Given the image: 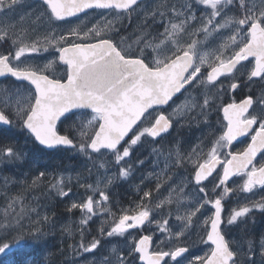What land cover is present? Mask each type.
Listing matches in <instances>:
<instances>
[{
    "label": "snow or ice",
    "instance_id": "1",
    "mask_svg": "<svg viewBox=\"0 0 264 264\" xmlns=\"http://www.w3.org/2000/svg\"><path fill=\"white\" fill-rule=\"evenodd\" d=\"M41 4L45 7L48 20L54 23L66 21L87 10L127 14L136 10L139 0H41ZM22 6L23 0H0V42L9 45L6 54H0V77L10 76L32 87L22 104L18 99L21 95L19 90L8 100L0 101V136L16 138L18 133L13 130L15 120L20 134L27 133V139L34 145L49 149L69 147L89 159L110 154L118 174L123 177L131 174L130 157L135 146L149 139L158 143L159 140L155 138L162 139V134L171 129L173 120L163 108L174 96L195 90L198 96L189 95L183 107L174 110L175 114L187 115L195 108L204 113L214 106L210 101L212 89L222 95L225 91H235L240 87L239 83L232 82L240 69L248 68L244 75L249 81L254 78L264 80V0H259V4L252 0H193L192 5H181L179 12L173 8L175 21L170 19L165 24L161 19L163 31L156 36L149 33L139 39L138 54L131 53L122 41L108 35L109 32L119 34V29L111 23L99 28L94 26L87 31L70 28L66 35L58 37L54 30L41 36L34 35L36 24L30 23L29 28H23L6 19L9 13H15ZM194 6H198L199 14L192 11ZM234 11L238 14L229 15ZM156 15L163 18L164 12L153 13L154 17ZM36 21L40 23L41 18L37 16ZM73 36L80 42L69 39ZM201 36L203 40L197 39ZM221 36L226 37L224 43L218 44L212 51H202L209 37L215 41ZM49 47L58 56L56 62H62L65 66L62 78L41 74L40 67L32 63L33 54L46 52ZM146 51L147 55L144 54ZM45 67H51V62ZM225 80H229L227 88L224 87ZM216 99H219V95ZM13 100L16 101L15 107ZM78 110H90L86 112L90 118L75 128H58V124L62 125ZM157 112L159 114L154 115ZM222 112L226 122L222 134L203 154V162L184 161L183 158L173 162V166L193 163V180L198 186L197 193L202 195L195 203L184 205L192 211L176 217L182 221L177 232L172 233L166 227L168 219H163L160 231L168 233L167 239L178 240L192 229V217L196 213L204 217L205 212H211L204 219V236L201 237L208 251L203 256H196L190 264H256L251 258L254 255L252 242L249 241L247 249L240 244L231 245L222 226L233 225L238 220L246 223L248 214L254 208L264 210V203L244 204L233 209L225 220L224 197L216 190L232 192L228 182L233 177L242 178V184L238 185L242 192L264 189V155L261 161H257L258 153L264 154V97L254 100L251 95L246 96L239 103L234 101L223 105ZM249 133L252 135L247 147L239 152H224L221 158L224 149ZM29 163H35V159L34 154L26 148L12 143L0 146V164L22 167ZM218 168L220 171H217ZM44 175L39 172L38 179ZM204 181H208V184H204ZM209 184L212 187L206 191ZM53 187L61 197L68 196L71 191H64L62 179ZM168 187L171 188V185ZM87 189L100 199L94 201L93 195H88L80 203H72L71 208L81 210L84 216L82 225L100 211H108L109 196L98 185H87ZM150 195V192L144 193L145 197ZM19 199L13 197L7 205L10 211H6L3 220H0V254L7 256L12 253L13 247L17 250L30 248L43 254L49 242L41 226L30 229L28 237L20 232L26 228L30 213L24 208L16 211L13 205ZM173 202L181 204L179 199L173 201L169 198L166 201L168 204ZM163 203L157 204L156 208H161ZM201 209H205V212ZM130 211L133 214L125 210L118 217L114 226L106 232L107 237L130 235V229L139 228L146 222L152 223L155 219L152 209L143 206V201ZM47 219L45 216L44 220ZM14 233H20V238L15 239L12 245L4 242V234L11 236ZM104 234L101 229V235ZM163 243L160 241V244ZM100 246L101 240L95 238L86 245L81 230L78 247L83 252H93ZM259 247L261 255H264V241ZM132 252L138 254L143 264H183L188 248L173 245L165 251L159 245L154 247L152 235H143L133 242L129 255ZM104 264H113V261L105 258ZM116 264L131 262L126 261L124 253L120 252Z\"/></svg>",
    "mask_w": 264,
    "mask_h": 264
},
{
    "label": "rangeland",
    "instance_id": "2",
    "mask_svg": "<svg viewBox=\"0 0 264 264\" xmlns=\"http://www.w3.org/2000/svg\"><path fill=\"white\" fill-rule=\"evenodd\" d=\"M190 4H193V0H190ZM181 5H186L184 0H157L155 3L148 0L147 3L140 6L134 13L125 14V16L122 14L117 15L109 11L101 13L91 12L77 19H70L65 22L56 21L53 23L48 20L45 7L42 6L41 2L23 0V6L18 8L15 13H9L6 19L23 28H29L30 23L36 24V31L33 34L37 36H41L49 30H54L58 37L61 34L66 35L70 28H78L87 31L94 26L99 28L108 23L118 28L120 34L121 26L125 23V19L133 18L136 20L138 17L139 19L146 20V18L152 17L153 13L157 12V8L159 12H164V15L169 16L168 20L173 18L175 21V17L172 15V9L175 8L176 11L179 12ZM196 9L197 7H192L193 12ZM22 16L24 17L23 20L20 19ZM37 16L41 18L40 23L36 21ZM112 34L116 33H108V35ZM202 38V36L197 37V39L200 40H203ZM69 39L80 42L77 41L74 36L69 37ZM7 45L8 44L0 42V47ZM212 46L213 44L208 40L206 42V47L202 49V51H212L216 48V46ZM33 56L34 59L32 63L40 67L42 70L41 74H47L51 78H62L64 76L65 67L62 66L60 62H56L58 61V56L53 48L49 47L46 52L41 51L38 54H33ZM50 62L51 67L46 68L45 66ZM30 89L31 87L25 83L17 85H15V82L9 84L8 82L0 83V101L8 100L10 95L19 90L21 95L18 99L22 104ZM12 103L15 107L16 101L13 100ZM183 105L184 102L182 105H176L174 110L178 107H183ZM174 110L172 113L178 129L175 131L177 134L173 135V139H175L177 135L180 136L178 142L174 141L173 143V146L177 148L178 152V157L175 161L183 158L184 161L191 159V161L196 162L198 160V154L201 153V149L198 145L190 141V139L180 135L179 131L194 117L195 114H193V112L197 111L198 108L188 112L187 115L180 116L176 115ZM88 118L90 117L86 112L77 113L60 126H63L65 130L75 128L79 123L86 122ZM17 125L18 122L14 120V127L17 128ZM3 142V139H0V143ZM147 143L148 141H145L142 145H137L133 149V154L130 157L131 174L128 177H123L118 174L117 166L114 164V158L108 153H105L103 156L96 155L93 156L92 159H89L83 153L75 149L73 159L69 161L66 154L63 153V151H65L64 149L59 148V150L54 151L53 153H56L55 156L57 160L61 157H64V160L60 162V165L55 164L57 167L54 166V172L49 176L51 179L59 177L56 184L62 179L64 191L71 190L68 196L61 197L57 195L54 187L50 188L51 191L55 192L53 196L58 198V200H55L56 202L46 200L47 202L45 201L44 203L43 198L50 196L51 191L49 193L42 191V177L38 179V173L40 172L39 167L36 165H25L28 169L27 171L3 182V190L0 191V220L3 219L6 211H10L7 205L13 197H20L13 207L16 208L20 201L27 203L29 200L34 210L30 212L32 223L29 222V225H33L34 227L37 225L41 226L46 237L53 238V243L50 245L48 244V248L44 252L48 257L53 250L51 247H56L57 244L63 246L68 239L69 243L67 250L69 253L67 255L69 257L64 258V260L59 259L62 262L61 264H104L105 258L111 259L113 264H116V257L120 252L124 253L126 261L131 262V264H139L138 254L132 252L131 255H129V252L133 242L142 236L140 231L134 229V231H129L130 235L126 233L123 237L112 238L107 237L105 234L114 226V222L118 220V217L122 215L125 210H128L129 214H133L130 210L141 203L143 199L141 196L144 195L145 192H151L149 196L150 201L143 203V206L152 209V217H155V219L152 223H147L146 226L141 229L144 233L143 235H152L154 247L159 245V247L165 251L169 250V247L173 245L187 247L191 256L188 257L183 264L194 262L196 256H203L208 251L207 245L201 242V237L204 236V219L212 213L205 212V209H201L202 212H205V216L201 217L200 213H196V215L192 217V229L186 231L184 236H180L178 240L175 238L172 240L166 238L168 233H162L160 231V225L163 219H168L169 224L166 227L170 229L172 233L177 232L178 226L182 221L177 220L176 217L183 216L187 212L192 211V209L186 208L184 205L195 203L202 194L197 193L198 186L195 185L193 180L194 173L171 178L170 173H168L170 163L168 161L164 163L162 160V150H159V146L155 143L148 148L149 146L147 147L145 145ZM191 164L193 165V163H189V165ZM176 165L185 168V164L183 163H177ZM33 181H35V184H33ZM102 181H107V183L105 184ZM240 184H242V178L238 177L228 185L229 188L233 189L232 192L223 193L221 189L216 190L221 192L224 197L223 215L225 220H227L233 209H237L244 204H250L252 200L264 198V189L259 190L256 188L252 193L242 192L238 188ZM87 185H93L94 187L98 185L100 190H103L105 194L109 196V200L107 201L108 211H100L97 215L93 216L87 224L82 225L81 221L84 219V216L81 210L71 208L72 203H80L82 200H85L88 195H93L94 201H99L100 199L98 195H94L91 190L87 189ZM157 185H160V187H157ZM169 185H171V188L168 187ZM211 187L212 186L209 184L208 188L205 190L209 191ZM133 195L139 198L137 200H132ZM169 198L173 201L179 199L181 204H176L175 202L171 204L166 203ZM122 200L125 202L128 200V206ZM39 201L42 204H40ZM57 202L60 203L58 204ZM162 202H165L163 206L161 208H156V205ZM20 204L23 205L22 203ZM37 212L38 215H36ZM45 216L48 218L47 220H44ZM152 217H150V219H152ZM248 217L249 214L246 218V223H240L239 220L236 222L239 224V228H243L240 234L233 232V225H236V223L228 225V228L231 229L230 232H232L233 244H240L247 249L248 243L251 241L254 249V255H252L251 258L256 261V264H264V255H261L259 247L260 243L264 241V236L254 239V235L252 236L249 233L245 235V228L250 226ZM197 221L199 222L197 223ZM101 229L104 230V235H101ZM81 230H83V240L86 245L89 244L92 239L100 238L101 246L93 252H83V250L78 247L81 241ZM94 233L98 234V236H94ZM109 240L112 242L108 243ZM160 241H164V243L160 244ZM63 247L66 248V246ZM113 249H115V251H113ZM196 264H198V262H196Z\"/></svg>",
    "mask_w": 264,
    "mask_h": 264
},
{
    "label": "flooded vegetation",
    "instance_id": "3",
    "mask_svg": "<svg viewBox=\"0 0 264 264\" xmlns=\"http://www.w3.org/2000/svg\"><path fill=\"white\" fill-rule=\"evenodd\" d=\"M36 1V0H35ZM154 3L157 0H151ZM186 5H191L190 0H184ZM41 2V1H38ZM148 0L142 2L139 4L138 7H136V10L147 3ZM248 2V0H246ZM253 3L259 4V0H252ZM197 9L194 11V13L199 14V8L198 6H194V8ZM135 10V11H136ZM105 10H96V11H91V12H97L101 13L104 12ZM135 11H131L127 14L134 13ZM89 12V13H91ZM159 10L157 8L158 13ZM88 13V14H89ZM235 11L232 13H229V15H237ZM87 15V14H85ZM125 16V14H122ZM202 15V14H201ZM84 16V15H83ZM81 17V16H80ZM167 15H164L163 18H161L159 15H156L155 17H149L146 18V20L139 19L138 17L135 19H125V23L121 26V33L120 34H112L113 38L117 41H122L123 46L128 47L129 51L133 54H138L137 53V42L139 39L143 38L147 34L151 33L153 36H156L158 32H162L163 28L160 27L161 21L160 19H163L165 24L168 21ZM78 18V17H77ZM76 18V19H77ZM219 19V18H217ZM171 20L174 21L172 18ZM67 21V20H66ZM61 22V21H60ZM65 22V21H63ZM203 39V38H202ZM210 43L213 44L212 47H217L218 44L224 43L225 37H217L216 40L214 41L212 37H209ZM9 45L7 46H1L0 47V54H6L7 49ZM147 55V51L144 53ZM246 64L248 62H245ZM65 67V66H64ZM250 67V65H249ZM204 72V69L202 68L201 70ZM248 71V68H242L240 69L239 74L232 80V82H236L240 84V87L237 88L235 91H225L223 94H219L216 89L211 90V95H210V101L212 104H214L213 107H210L207 109L204 113L200 112V109L198 108L197 111H194L193 114L194 117L190 119V121L187 123L186 126H183L182 129H180L179 134L184 136L185 138L190 139L193 143L198 145V147L201 149V153L198 154V160L199 162H203V154L206 153L209 148L212 146V144L215 143L216 139H218L219 135L222 134V129L224 124L226 123L223 120V112H222V106L226 105L228 103L236 102L239 103L243 98L246 96L251 95L254 100H259L261 97H264V80L256 79L254 78L253 80L249 81L247 76L244 75L245 72ZM14 78L9 77L5 79H1L0 83H14L15 85L20 84L17 83L16 81L13 80ZM223 79V78H222ZM229 84V80L224 81V87L227 88ZM191 95L192 97H197L198 93L193 90L191 93H184L183 95H180L176 98V100L171 103L167 108H164L163 111L165 112L166 115H169L172 120H173V127L172 129L163 135V138H155L156 140H159V142H155V140L149 139L147 140L148 143L145 144L148 148H150L154 143L159 146V150H162V160L164 163L168 161L170 163V169L168 170V173H170L171 178H176L179 175H187L193 173V165L191 166L186 165L185 168H181V166H173V162L175 159L178 157V152L177 148L173 146L174 141H177L180 139V136L177 135L175 139L174 134H177L175 131L178 129L177 124L174 122V117L172 111L176 107V105H182L183 102L186 101L187 97ZM217 95H219V99H216ZM202 103V100L200 101ZM255 106V105H254ZM259 110V109H257ZM251 111V110H250ZM159 113H154V115H158ZM252 133H249L248 136L245 137H239L237 138L236 141L232 143V145L229 148L224 149L221 152V158L223 159V154L224 152L227 151H232V152H239L242 151L245 147H247L248 143H250V136ZM190 137V138H189ZM211 142V143H210ZM186 153V152H185ZM264 154H259L257 157V161H261V157ZM170 157V159H169ZM169 159V160H168ZM163 163V164H164ZM259 166V164H257ZM217 171H220L218 168ZM178 174V175H177ZM215 176V173L214 175ZM238 177H235L236 179ZM233 179V180H234ZM209 180H212V177L209 178ZM232 180V182H233ZM230 182L229 184H231ZM204 184H207L208 181H204ZM228 184V185H229ZM259 190H263L260 188H257ZM264 203V198L263 199H258V200H252L250 204H261ZM249 220H250V226L248 228H245V235L249 233L250 235H254V239L256 238H261L264 236V210H261L259 207H256L253 209L251 213H249ZM239 224L236 223V225H233V232L237 233H242L243 228L238 227ZM253 225V227H252ZM223 231L225 232L226 239L230 241L231 245L233 244L232 241V232L231 229L228 228V225L222 226ZM143 229V228H142ZM141 232L143 236V232L141 229H136ZM129 231H134V230H129ZM148 235V234H146ZM191 254H189V250L187 253L184 254V261L190 257ZM166 260L168 258H165ZM191 261V260H190ZM171 263V262H170ZM77 264V263H76ZM139 264H143L139 260Z\"/></svg>",
    "mask_w": 264,
    "mask_h": 264
},
{
    "label": "trees",
    "instance_id": "4",
    "mask_svg": "<svg viewBox=\"0 0 264 264\" xmlns=\"http://www.w3.org/2000/svg\"><path fill=\"white\" fill-rule=\"evenodd\" d=\"M66 121H64V122H66ZM59 128L63 129V126H60ZM13 130L18 133L16 138L15 139H10L7 136H0V139H3V141H4L3 143H0V146H3L4 144H7V143H12L15 146L26 148V150H28L31 153H33L34 154L35 163H29V164H26V165H36L37 167H39V171L43 172L45 174L42 177V183L43 184H42V188L41 189H42V191H45L46 193H49L51 191L50 188H52L53 185H55L57 183V180L59 178L58 177L56 179H51V177L49 175H51L54 172V168L57 167V165H55V164L60 165L61 164L60 162H62L64 160V157H61L59 160H57V158L55 156L56 153L49 152V151L47 152L45 149H43L39 145H34L29 139H27V133L20 134L19 128L18 127L15 128L14 124H13ZM63 153L66 154L67 159L69 161H71L73 159V155L75 154V149L65 150V151H63ZM27 170L28 169H27V167L25 165L22 166V167H18V166H15V165L5 166L4 164H0V191L3 190L2 185H3L4 181L12 179L13 176H18V175H20L21 173H23V172H25ZM54 193H55L54 191H51L50 192V196H48L47 198H43L44 203H45L46 200L51 201V202H56L55 200H58V198L53 196ZM141 197H143V199H142L143 203L149 201V197H145L144 195H142ZM138 198L139 197H136V196L133 195L132 200H137ZM122 201L125 202L124 200H122ZM128 202H129L128 200H126V202H125L127 204V206H128ZM20 203H22L23 205H19ZM20 203L16 206V211L17 212H19L20 209L23 208V207L29 213L32 212V210H33L32 203L29 202V200H28L27 203H23L21 201H20ZM39 203L42 204L40 201H39ZM57 203L59 204L60 202H57ZM29 222L32 223L31 215H30V219L27 221L26 228L20 230V232L23 233L24 237H27V235L29 236L30 235L29 230L34 228L33 225H29ZM4 235H5L4 242L8 241L7 243H9L10 245L13 244V241L15 239H17V238L19 239L20 238V233H14L11 236H8L7 234H4ZM94 236H98V234L94 233ZM46 238L48 240L49 237H46ZM10 239L11 240L14 239V240H12L10 242ZM49 240H48L49 241L48 244L50 245L51 243H53L52 242L53 238H49ZM68 243H69V241L67 239L66 243L63 245V246H66V248L61 246V245H58V244L56 245V247L55 246L51 247L53 250L51 249L52 253L49 255V257H47V255H45V253L41 254V253L30 251V248L29 249L28 248H21V249L17 250L14 247L12 253L8 254V256L10 255L9 258H8V256L4 255L5 258L2 257V259H0V264H20V263L21 264H37V263L38 264H43L45 262H47L45 264H61L62 263L61 260H64V258H66V257L68 258L69 257L67 255L69 253V251L67 250L68 249ZM0 246H2V245H0ZM27 256H28V258H27ZM22 257L24 258V260H23ZM38 259L40 260V262H39ZM59 259H61V260H59ZM26 260H27V262H26ZM30 261H32L34 263H32Z\"/></svg>",
    "mask_w": 264,
    "mask_h": 264
},
{
    "label": "water",
    "instance_id": "5",
    "mask_svg": "<svg viewBox=\"0 0 264 264\" xmlns=\"http://www.w3.org/2000/svg\"><path fill=\"white\" fill-rule=\"evenodd\" d=\"M36 1H41V0H36ZM144 1H146V0H139V3H142V2H144ZM91 11H96V10H87L86 12H84V13H80V14H78L77 16H75V17H70V18H68L67 20H70V19H76L77 17H80V16H83V15H85V14H88L89 12H91ZM60 64L62 65V66H64L63 64H62V62H60ZM45 75H47V74H45ZM10 77V76H9ZM9 77H0V81H1V79H5V78H9ZM51 78V77H50ZM14 81H16L15 80V78L13 79ZM17 83H25V84H27L28 85V83L27 82H22V81H16ZM29 87H32V86H30L29 85ZM181 94H177L176 96H174L173 97V100L172 101H170L169 102V104L168 105H165L164 106V108H167L171 103H173L175 100H176V98L178 97V96H180ZM163 108V109H164ZM87 111H90V110H85L84 112H87ZM82 111H76V113L75 114H77V113H81ZM71 115V114H70ZM59 125L60 124H58V127H59ZM172 127H173V124H172ZM172 127H171V129H172ZM170 129V130H171ZM169 130V131H170ZM168 133V132H167ZM162 135H165V133L164 134H162ZM158 139V138H157ZM40 147H42L43 149H45L47 152L49 151V152H53V151H56V150H58L59 148H63V149H67V150H71L72 148H69V147H57V148H51V149H49V148H46V147H44V146H40ZM258 155H259V153H258ZM258 155H257V157H258ZM213 175H214V173H213ZM210 178V177H209ZM235 177H233L232 178V180L234 179ZM232 180H230L229 182H228V184L230 183V182H232ZM146 224H147V222L145 223V225H143V226H141V227H139V228H135V229H142V228H144V226H146ZM130 230H134V229H130ZM2 257H4V254H0V259L2 258ZM142 262V261H141ZM143 263V262H142Z\"/></svg>",
    "mask_w": 264,
    "mask_h": 264
},
{
    "label": "bare ground",
    "instance_id": "6",
    "mask_svg": "<svg viewBox=\"0 0 264 264\" xmlns=\"http://www.w3.org/2000/svg\"><path fill=\"white\" fill-rule=\"evenodd\" d=\"M188 164H189V163H188ZM183 166H184V165H183ZM189 166H191V165H189ZM177 175H178V174H177ZM181 177H182V176H181ZM184 178H185V177H184ZM182 179H183V178H182ZM151 184H152V182H151ZM152 186H153V185H152ZM149 189H150V188H149ZM147 190H148V189H147ZM145 191H146V190H145ZM148 191H150V190H148ZM150 193H151V192H150ZM149 201H150V200H149ZM20 205H21V204H20ZM20 208H21V207H20ZM23 208H24V207H23ZM252 227H253V225H252ZM105 235H106V234H105ZM27 237H28V235H27ZM14 239H15V238H14ZM14 239H12V240H14ZM17 239H18V238H17ZM46 239H47V238H46ZM97 239H98V238H97ZM99 239H100V238H99ZM12 240L10 239V242H11ZM48 240H49V238H48ZM49 241H50V240H49ZM49 241H48V242H49ZM7 242H8V241H7ZM13 242H14V241H13ZM13 249H14V248H13ZM28 249H29V248H28ZM30 251H32V250L30 249ZM45 251H46V250H45ZM47 251H48V250H47ZM48 253H49V252H48ZM46 254H47V253H46ZM12 255H13V254H12ZM12 255H11V256H12ZM20 255H21V254H20ZM7 256H8V255H7ZM9 256H10V255H9ZM9 256H8V258H9ZM15 256H16V255H15ZM32 256H33V255H32ZM12 257H13V256H12ZM47 257H48V256H47ZM47 257H46V258H47ZM3 258H5V256H4ZM8 258H7V259H8ZM13 258H14V257H13ZM22 258H23V257H22ZM27 258H28V256H27ZM31 258H32V257H31ZM7 259H6V260H7ZM17 260H18V259H17ZM23 260H24V258H23ZM38 260H39V259H38ZM38 260H37V261H38ZM26 262H27V260H26ZM28 262H29V261H28ZM30 262H32V261H30ZM39 262H40V260H39ZM44 262H45V261H44ZM32 263H34V262H32ZM45 263H47V262H45ZM45 263H43V264H45ZM20 264H21V263H20ZM37 264H38V263H37Z\"/></svg>",
    "mask_w": 264,
    "mask_h": 264
}]
</instances>
